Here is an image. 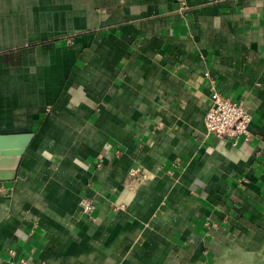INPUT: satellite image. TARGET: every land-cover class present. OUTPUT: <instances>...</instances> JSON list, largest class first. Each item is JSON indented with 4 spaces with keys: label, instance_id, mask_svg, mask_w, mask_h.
<instances>
[{
    "label": "crops",
    "instance_id": "1",
    "mask_svg": "<svg viewBox=\"0 0 264 264\" xmlns=\"http://www.w3.org/2000/svg\"><path fill=\"white\" fill-rule=\"evenodd\" d=\"M0 138V264H264V0H0Z\"/></svg>",
    "mask_w": 264,
    "mask_h": 264
},
{
    "label": "built area",
    "instance_id": "2",
    "mask_svg": "<svg viewBox=\"0 0 264 264\" xmlns=\"http://www.w3.org/2000/svg\"><path fill=\"white\" fill-rule=\"evenodd\" d=\"M211 102L212 106L207 110L203 121L207 134L228 140L233 145H236L240 138L249 136L248 126L251 118L241 104L222 96L217 91L211 94ZM156 129H160V125H157ZM130 175L138 177L140 174L137 170H133ZM141 178L145 179L146 176L141 174ZM80 206L90 218L95 210L92 200L84 199Z\"/></svg>",
    "mask_w": 264,
    "mask_h": 264
},
{
    "label": "water",
    "instance_id": "3",
    "mask_svg": "<svg viewBox=\"0 0 264 264\" xmlns=\"http://www.w3.org/2000/svg\"><path fill=\"white\" fill-rule=\"evenodd\" d=\"M6 141L8 139L0 138V183L13 181L20 164L21 158L25 152V147L20 149H8Z\"/></svg>",
    "mask_w": 264,
    "mask_h": 264
}]
</instances>
